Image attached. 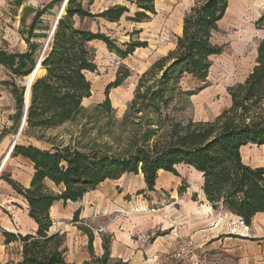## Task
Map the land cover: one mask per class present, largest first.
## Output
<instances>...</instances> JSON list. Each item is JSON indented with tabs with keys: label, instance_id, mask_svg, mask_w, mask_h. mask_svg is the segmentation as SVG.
Instances as JSON below:
<instances>
[{
	"label": "trees",
	"instance_id": "obj_1",
	"mask_svg": "<svg viewBox=\"0 0 264 264\" xmlns=\"http://www.w3.org/2000/svg\"><path fill=\"white\" fill-rule=\"evenodd\" d=\"M93 1H66L43 52L44 73L30 87L21 131L24 135L39 133L38 139H41L45 132L86 114L82 101L91 96L86 73L96 69L89 48L91 41H102L121 59L147 45L146 41L133 39L132 32L130 40L118 46L115 39L98 28L84 25L98 23L99 19L117 22L130 11L126 5L114 4L93 12ZM62 2L51 0L42 7H24V15L33 13L27 30L22 33L27 51L0 50V64L12 75L26 76L32 72L42 44L31 39L38 29L51 30L52 25L44 24L41 17L56 3H60L59 11ZM130 3L135 11L125 18L133 23L149 21L157 14L155 0ZM228 4L229 0H199L185 11L174 48L155 60L138 78L121 120V124L129 126L121 127L127 131L114 136L115 127H104L110 140L83 142L77 137L67 143H52L49 149L33 144L13 146L11 155L28 159L33 165V174L28 187L8 178L7 182L26 200L28 216L36 229L24 235L3 232L6 244L17 242L20 247L21 259L12 264H77L65 258L64 234L50 231L51 206L57 201H79L104 180L118 179L125 173L140 171L147 189L154 190L159 171L177 175L175 167L183 164L201 173V189L213 209L229 212L245 225L250 224L255 214L264 212V167H252L242 157V148L246 145H264V38L257 45L255 64L245 79L227 89L229 106L212 120L182 121L169 111L181 93V79L189 75L205 82L211 58L222 53L223 48L216 44L214 35L219 31ZM256 28H264V13L257 19ZM129 75L126 66L118 68L115 78L105 87L104 99L92 108L90 118L98 121L105 114L110 125L113 108L109 90L120 86ZM0 84L9 86L15 99V132L22 118L25 87L13 79ZM192 94L194 91L186 92L185 96ZM46 180L55 189L48 187ZM78 214L76 210L73 221H78ZM78 229L87 235L91 254L89 261L80 264H122L111 262L107 243L103 244L102 255L94 256L91 230L82 226Z\"/></svg>",
	"mask_w": 264,
	"mask_h": 264
},
{
	"label": "rangeland",
	"instance_id": "obj_2",
	"mask_svg": "<svg viewBox=\"0 0 264 264\" xmlns=\"http://www.w3.org/2000/svg\"><path fill=\"white\" fill-rule=\"evenodd\" d=\"M50 1L0 0V50L11 53L22 52L27 49L22 33L27 30L33 13L26 12L24 15V7L38 8ZM130 1L133 0H94L91 5L93 12L113 4L126 5L130 11L116 23L110 24L100 19L98 23H85L84 25L90 26L94 30L98 28L110 38L115 39L118 46L129 41L131 38L129 34L132 32L135 33L132 35L133 39L146 41L147 45L136 48L131 55L121 59L116 53L109 51L103 42L93 41L89 44V48L96 69L86 73L91 84V96L84 99L82 103L87 109L86 114L78 116L74 121L68 122L58 129L45 132L41 139H38L39 133L24 135L21 132L17 135L18 130L12 131L11 141L15 140L19 144H33L39 148L49 149L52 143H67L77 137H80L79 139L83 142H86L87 139L101 140L106 138L110 140L109 134L103 130L104 127H115L114 136L127 131L121 127L129 126L121 124V120L134 95L139 76L155 60L165 56L169 50L174 48L176 36L181 32L176 16L177 11L179 14L185 13L194 2L199 0H157V2L155 0V7L159 8L158 16H152L149 21L140 23H133L125 18L132 16L135 11V6ZM59 6L60 3H56L48 9L41 17V21L44 24L53 25ZM228 6V10L219 23V31L214 35V41L221 45L223 50L221 54L211 58L212 65L206 81L200 82L186 75L179 83L182 94L180 93L169 107L170 113L178 120H212L230 104L227 89L238 82H242L255 64L257 45L264 38V28H256L257 19L264 13V0H229ZM137 30L140 31L136 33ZM49 31L38 29L34 32L33 42L42 44L41 52L46 44ZM121 65L130 70V75L120 86L109 90L108 96L113 108L110 125L105 114L98 121L95 120L96 118H90L89 114L92 108L104 99L105 87L115 78ZM30 75L31 73L26 76H15L7 68L0 67V79L2 77L3 79H14L19 86H23V84L27 86ZM190 91H194V94L185 96V93ZM242 157L246 163H264V145H246L242 149ZM5 163L0 164V176L3 175V177L8 175L7 168L4 166ZM26 167L23 164L22 170L24 172ZM177 171L178 176L184 179L181 181L182 184L186 180L195 182L196 174L189 167L179 166ZM24 172L18 175L22 181L25 177ZM170 195L169 189L159 192L158 195H155L157 199L154 200L153 207L157 209L163 204L169 203ZM75 205L71 202L62 203L59 201L52 214L55 218V226L67 229L65 236L69 240V244L66 258L76 262L82 258V252L87 250L88 242L87 236L78 227L88 228L87 225L90 222L79 217V223L74 225L73 212L71 213V211ZM10 252L14 253L11 249ZM171 260L170 258L165 264H179Z\"/></svg>",
	"mask_w": 264,
	"mask_h": 264
},
{
	"label": "crops",
	"instance_id": "obj_3",
	"mask_svg": "<svg viewBox=\"0 0 264 264\" xmlns=\"http://www.w3.org/2000/svg\"><path fill=\"white\" fill-rule=\"evenodd\" d=\"M155 8L159 14V8ZM183 15L184 13L179 14L177 11L180 31ZM101 20L110 24L116 23ZM25 51L27 49L22 52ZM0 67L6 68L1 64ZM8 80L12 79L2 77L0 83ZM2 88L9 90L4 91ZM15 115L16 104L10 87L0 84V164L5 160L9 147L14 142L11 141V134ZM23 164L27 166L25 172L22 170ZM247 164L252 167H264L262 162ZM4 166L8 175L0 176V264H12L21 259L20 247L17 242L6 244L3 232L24 235L33 233L36 225L28 216L26 200L15 192L7 178L28 187L33 165L20 155H10ZM179 166L185 165H177L176 171ZM189 168L196 174L193 183L186 180L182 184L184 179L178 176V171L177 175H174L161 170L158 172L154 190H148L140 171L137 174L125 173L118 179L104 180L81 200L71 202L76 204L71 213L79 210L78 219L85 218L90 222L87 226L93 236V255L101 256L103 244L107 243L111 262L165 264L170 260V254L179 241L191 239L200 257V264H264V212L255 214L246 226L237 216L222 209H213L201 189V173ZM22 172L25 173L23 181L18 176ZM45 183L54 188L52 182L46 180ZM166 189L171 193L169 203L155 209V195ZM58 202L50 208L53 222L50 231L64 234L66 258L69 244L65 236L67 229L56 227L52 214ZM73 223L77 225L79 221ZM10 249L14 251L13 254ZM90 259L91 254L87 248L82 252L79 261L67 260L80 264ZM176 263L191 264L187 260Z\"/></svg>",
	"mask_w": 264,
	"mask_h": 264
},
{
	"label": "built area",
	"instance_id": "obj_4",
	"mask_svg": "<svg viewBox=\"0 0 264 264\" xmlns=\"http://www.w3.org/2000/svg\"><path fill=\"white\" fill-rule=\"evenodd\" d=\"M240 222L243 224L241 220ZM170 257L173 261L176 262H182L187 260L191 264L201 263V260L199 259L200 257L196 252L195 244L191 239L179 241L176 244L172 253L170 254Z\"/></svg>",
	"mask_w": 264,
	"mask_h": 264
},
{
	"label": "water",
	"instance_id": "obj_5",
	"mask_svg": "<svg viewBox=\"0 0 264 264\" xmlns=\"http://www.w3.org/2000/svg\"><path fill=\"white\" fill-rule=\"evenodd\" d=\"M66 1H67V0H63V2H62V4H61L60 10L58 11V13H57V15H56V17H55V20H54V22H53V25H52V27H51V30L49 31V34H48V38H47L46 44H45V46H44V48H43V50H42L40 56L38 57V59H37V61H36V64H35V66H34V68H33V70H32L31 73H33V72L35 71V69H36L38 63H40V61L42 60L43 52H44V50H45V48H46V45L48 44V41H49V39H50V36H51V34H52L53 30H54L55 24H56L58 18L60 17V15L64 12V5L66 4ZM33 81H34V80L32 79L31 82L29 83V86H26L25 84H23V86L25 87V89H24V94H23V98H24V106H23V113H22L21 123H20V126H19V128H18V133H17V135L21 133V131H22V129H23V126H24V125H23V122H24L25 117H26L27 107H28V103H29V100H28V93H30V87H31V84H32ZM29 96H30V95H29ZM15 139H16V138H15ZM14 143L16 144V141H15V140H14Z\"/></svg>",
	"mask_w": 264,
	"mask_h": 264
},
{
	"label": "bare ground",
	"instance_id": "obj_6",
	"mask_svg": "<svg viewBox=\"0 0 264 264\" xmlns=\"http://www.w3.org/2000/svg\"><path fill=\"white\" fill-rule=\"evenodd\" d=\"M43 73H44V69L41 67V61H40V63H38V65H37L35 71L33 73H31V75L29 76L28 81H27V86H29V83L31 82L32 79L34 80L36 77L42 75ZM29 95H30V93H28V100H29ZM23 125H25V120L23 122ZM13 143L14 142H12L10 147H9L8 154H7L6 158H5V160L3 161L4 163L9 158V155H10L12 149H13V146H14Z\"/></svg>",
	"mask_w": 264,
	"mask_h": 264
}]
</instances>
